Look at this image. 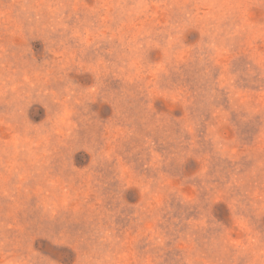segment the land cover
<instances>
[{
	"label": "rangeland",
	"instance_id": "374dc122",
	"mask_svg": "<svg viewBox=\"0 0 264 264\" xmlns=\"http://www.w3.org/2000/svg\"><path fill=\"white\" fill-rule=\"evenodd\" d=\"M0 264H264V0H0Z\"/></svg>",
	"mask_w": 264,
	"mask_h": 264
}]
</instances>
